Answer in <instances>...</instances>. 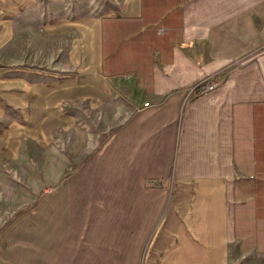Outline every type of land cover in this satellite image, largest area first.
I'll return each mask as SVG.
<instances>
[{
	"label": "crops",
	"instance_id": "0c3cea01",
	"mask_svg": "<svg viewBox=\"0 0 264 264\" xmlns=\"http://www.w3.org/2000/svg\"><path fill=\"white\" fill-rule=\"evenodd\" d=\"M0 196V264H264V0H0Z\"/></svg>",
	"mask_w": 264,
	"mask_h": 264
},
{
	"label": "rangeland",
	"instance_id": "374dc122",
	"mask_svg": "<svg viewBox=\"0 0 264 264\" xmlns=\"http://www.w3.org/2000/svg\"><path fill=\"white\" fill-rule=\"evenodd\" d=\"M81 120H82V126L85 129V132L90 136H97V138H102L104 134L106 133V128L104 126L107 125L106 119H108V113L100 112L98 111H90L87 108L81 109ZM98 123L101 124L98 125ZM83 158V157H82ZM86 159V158H85ZM83 160V159H81ZM11 209L8 207V201L6 200L5 196H0V233L6 226V220L8 219L10 215ZM8 221V220H7ZM4 245V242L0 241V248H2Z\"/></svg>",
	"mask_w": 264,
	"mask_h": 264
},
{
	"label": "built area",
	"instance_id": "2783aa9c",
	"mask_svg": "<svg viewBox=\"0 0 264 264\" xmlns=\"http://www.w3.org/2000/svg\"><path fill=\"white\" fill-rule=\"evenodd\" d=\"M220 83L221 82L217 80L216 78L205 79L199 82L198 85H196L195 93L197 95H207L209 93L214 92L218 88ZM145 106L147 107L148 104H145ZM153 183H158V182L154 181Z\"/></svg>",
	"mask_w": 264,
	"mask_h": 264
}]
</instances>
